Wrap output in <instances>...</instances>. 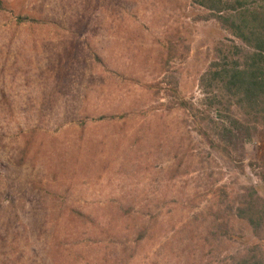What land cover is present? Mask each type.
<instances>
[{
  "label": "rangeland",
  "instance_id": "obj_1",
  "mask_svg": "<svg viewBox=\"0 0 264 264\" xmlns=\"http://www.w3.org/2000/svg\"><path fill=\"white\" fill-rule=\"evenodd\" d=\"M230 41L193 0H18L0 13V264H264V126L234 110L228 156L154 88L168 77L200 103ZM229 114L199 123L221 142ZM248 205L256 226L238 216Z\"/></svg>",
  "mask_w": 264,
  "mask_h": 264
},
{
  "label": "trees",
  "instance_id": "obj_2",
  "mask_svg": "<svg viewBox=\"0 0 264 264\" xmlns=\"http://www.w3.org/2000/svg\"><path fill=\"white\" fill-rule=\"evenodd\" d=\"M193 3L208 11L235 41L217 46L214 61L200 79L199 88L204 95L200 103L186 100L177 83L168 82L170 87L164 88L168 77L158 81L154 88L169 93L167 96L171 102L168 111L179 109L187 112L196 126L197 135L211 149L230 156L224 142L236 139V133L240 132L238 125H241L233 117L234 110L242 117L251 119L253 124L264 126V7L253 9L242 0H193ZM17 4L18 0H0V13L14 10ZM42 18V14L32 17L19 15L18 24H39L44 22ZM175 52L173 48H167L165 65H170ZM209 110L216 115L222 111L231 113L216 128V136L221 142L216 140L210 129L199 123V117L204 115L207 118ZM28 153V149H24L25 158ZM237 213L240 219L256 226L257 215L252 206L248 205L246 210L238 209ZM218 228L225 237H230L227 223Z\"/></svg>",
  "mask_w": 264,
  "mask_h": 264
}]
</instances>
